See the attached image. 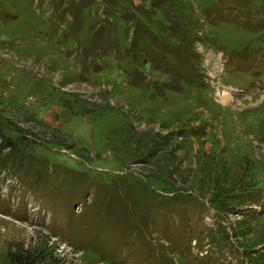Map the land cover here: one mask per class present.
I'll return each instance as SVG.
<instances>
[{
  "label": "rangeland",
  "instance_id": "rangeland-1",
  "mask_svg": "<svg viewBox=\"0 0 264 264\" xmlns=\"http://www.w3.org/2000/svg\"><path fill=\"white\" fill-rule=\"evenodd\" d=\"M0 145V264H264V0H0Z\"/></svg>",
  "mask_w": 264,
  "mask_h": 264
},
{
  "label": "trees",
  "instance_id": "trees-1",
  "mask_svg": "<svg viewBox=\"0 0 264 264\" xmlns=\"http://www.w3.org/2000/svg\"><path fill=\"white\" fill-rule=\"evenodd\" d=\"M4 144L6 145L5 147H10V144H9V143L7 144V142H6L5 140H4V142H3V145H4ZM0 146H1V145H0ZM13 149H14V146H13Z\"/></svg>",
  "mask_w": 264,
  "mask_h": 264
}]
</instances>
